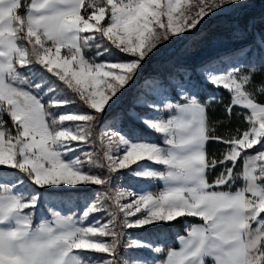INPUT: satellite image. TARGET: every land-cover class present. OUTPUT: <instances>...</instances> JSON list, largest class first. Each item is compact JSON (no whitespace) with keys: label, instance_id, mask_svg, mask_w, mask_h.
<instances>
[{"label":"snow or ice","instance_id":"snow-or-ice-1","mask_svg":"<svg viewBox=\"0 0 264 264\" xmlns=\"http://www.w3.org/2000/svg\"><path fill=\"white\" fill-rule=\"evenodd\" d=\"M251 6L0 0V264H264V31L237 62L161 70L127 111L114 110L173 37ZM205 84L227 90L228 121L239 108L247 129L215 134L209 111L221 101L201 100ZM138 125L161 143L137 139ZM210 142L225 146L219 156ZM125 177L160 187L135 190ZM181 221L184 234L167 244L163 229Z\"/></svg>","mask_w":264,"mask_h":264},{"label":"rangeland","instance_id":"rangeland-1","mask_svg":"<svg viewBox=\"0 0 264 264\" xmlns=\"http://www.w3.org/2000/svg\"><path fill=\"white\" fill-rule=\"evenodd\" d=\"M250 3L252 5L251 7L243 9V10H238L231 14L213 16L211 19H209L208 17H205L204 21L201 22L202 27L198 25L200 29L199 32H195V30H193L194 34L192 36H189L187 33H185L184 34L185 39H177L176 37H173L172 43L168 44L166 47L162 46L161 51L155 57H153V58H159L160 60L155 63L156 66L162 71L164 70L165 66L170 67L171 70H173V68L176 66H184L189 71L196 73L200 70V66L204 65L205 63H211L214 65L220 66L221 60L225 62H237L238 60L242 59L244 54L242 52H238L237 50L241 48H245L246 45H251L253 48H256L261 38L260 33L264 31V28L262 30L254 31V36L252 38H248L247 33L243 38H236L233 36L232 32H231V40H222V39L214 40L213 39L211 41H208V40H203L201 38L207 35V32H206L207 28H209V26L212 23H215L217 21L221 22L223 26H226V28H231L233 23L238 22V20L242 19L248 12H255V14H257L258 17H261L262 15H264V4L257 5L251 1ZM251 31H252V28H251ZM186 45H187V49L185 47ZM63 51L64 50H62V53ZM187 53L189 54L188 56H186ZM113 58L114 57H108V59H113ZM188 58H191V59H188ZM145 70L146 69L142 67L139 77L132 84V86L127 90V92H125L124 96L121 98L120 104L114 110L123 109L124 111H127V109L133 105L134 100L138 96H140L142 93H145L146 90H151L150 86H151L152 78L160 72L153 71L152 73H146ZM158 91L159 90H157V92ZM209 95H213V94H209ZM127 97H130L129 102L125 101L127 100ZM125 102H128L129 105L126 106L124 104ZM137 111L141 115H144V114L152 115L150 110L147 108H138ZM138 127L140 129V135L139 137H137V139L161 143L160 135L151 131L152 132L151 135L143 136L142 128L144 126L139 125ZM144 128L146 130H149L146 127ZM87 150H90V149H87ZM123 182L125 184H130L131 187L135 190L149 189L152 191H156L157 188L160 187V185L156 184L155 182L149 181V180H136V179H130L128 177L127 179H124ZM98 187L99 186H92L91 190L97 191ZM102 191H103V188H102ZM123 202H127V201H123ZM105 207L108 208L109 211L115 210L111 206V203L107 201L105 202ZM45 215H46V212L44 208H40L37 212V219ZM102 215H103L102 213H97L93 217L89 218L88 222L90 223L92 219H95ZM163 230L166 233H168V239L166 241L167 244H174V237L177 233V230H179L180 234H184L183 232L184 226L182 230H180L177 226H174L171 229H163ZM128 231L132 233L134 237L136 235H141L143 237L144 235V233L141 232V230L139 229H129ZM145 255H148V254L145 253Z\"/></svg>","mask_w":264,"mask_h":264},{"label":"trees","instance_id":"trees-1","mask_svg":"<svg viewBox=\"0 0 264 264\" xmlns=\"http://www.w3.org/2000/svg\"><path fill=\"white\" fill-rule=\"evenodd\" d=\"M250 1L254 2L257 5L264 4V0H250ZM251 17H255L257 19V25L256 27L252 28V31L250 29L247 32L248 38H252L254 36V31L262 30L264 28V25L259 24L258 21L260 17H258L257 14H255V12L246 13V15L242 19L238 20V22L240 23L241 26H243L247 22V20ZM206 32H207V35H205L201 39L208 40V41H211L213 39L214 40H220V39L231 40V28H226V26H223L222 23L219 21L212 23L209 26V28H207ZM188 55L189 54L187 53L186 56ZM188 59H191V58H188ZM158 61H160L159 58H153L147 61L143 65V67L146 69L145 72L146 73H152L153 71L161 72V70L155 64ZM171 71L173 70H171L170 67H166V66L163 70L164 73H168ZM204 89H205V95L201 96V100H204L206 96H208L209 94H213V96L220 98V101H221V103L211 105L210 111H209L210 125L216 128V133H215L216 135L226 136L229 134L228 130H231L232 133H235L237 129H239L240 131L247 129L248 125L244 122V120L235 115L236 112L240 111L239 108H236L233 110V116L231 120L228 121L225 110H224L229 101V93L227 92V90L223 89L222 87L221 88L214 87L210 84H206L204 86ZM129 99L130 97H127V100L125 101L129 102ZM128 102H125L124 104L128 106L129 105ZM5 119H7V117H5ZM151 134H152L151 131L146 130L144 127L142 128L143 136H149ZM224 148L225 146L223 144L215 143V142H210L208 145L209 152L215 153L217 156L221 154ZM249 152H251V150H249ZM124 179H127V177H125ZM97 189H98L97 191H102L101 186H99ZM192 222L196 223L199 221L193 220ZM175 226H177L180 230H182L184 226V221L176 223ZM165 229H168V228H165Z\"/></svg>","mask_w":264,"mask_h":264}]
</instances>
